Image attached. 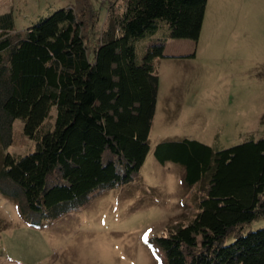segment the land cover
<instances>
[{"label": "trees", "instance_id": "1", "mask_svg": "<svg viewBox=\"0 0 264 264\" xmlns=\"http://www.w3.org/2000/svg\"><path fill=\"white\" fill-rule=\"evenodd\" d=\"M206 1L125 0L96 43L87 40L88 0L24 30L0 15V138L10 142L19 118L35 141L0 162V193L23 217H60L137 175L158 90L151 59L164 45L137 63L132 42L160 21L172 37L196 40ZM155 156L181 164L185 180L205 191L194 217L158 237L169 264H264V226L245 230L264 218V137L223 148L184 137L159 143Z\"/></svg>", "mask_w": 264, "mask_h": 264}, {"label": "rangeland", "instance_id": "2", "mask_svg": "<svg viewBox=\"0 0 264 264\" xmlns=\"http://www.w3.org/2000/svg\"><path fill=\"white\" fill-rule=\"evenodd\" d=\"M124 2L88 0L94 11L85 13L89 42L114 26ZM67 5L83 6L80 0H0V15L11 13L12 27L24 30ZM132 43L137 63L151 45H164V55L151 59L158 90L139 172L53 219L23 217L0 193V264H169L158 237L194 217L205 191L202 182L185 180L181 164L159 160L156 146L188 137L223 148L264 137V0H207L196 40L172 37L160 21ZM10 136L9 143L0 138V162L7 152L34 148L21 119ZM260 226L264 218L245 230Z\"/></svg>", "mask_w": 264, "mask_h": 264}]
</instances>
